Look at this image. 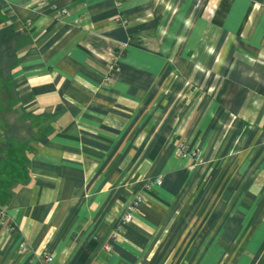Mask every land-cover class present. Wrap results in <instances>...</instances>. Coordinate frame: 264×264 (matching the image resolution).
Returning <instances> with one entry per match:
<instances>
[{
	"label": "crops",
	"instance_id": "crops-1",
	"mask_svg": "<svg viewBox=\"0 0 264 264\" xmlns=\"http://www.w3.org/2000/svg\"><path fill=\"white\" fill-rule=\"evenodd\" d=\"M0 75V264H264V0H0Z\"/></svg>",
	"mask_w": 264,
	"mask_h": 264
},
{
	"label": "rangeland",
	"instance_id": "rangeland-1",
	"mask_svg": "<svg viewBox=\"0 0 264 264\" xmlns=\"http://www.w3.org/2000/svg\"><path fill=\"white\" fill-rule=\"evenodd\" d=\"M14 99L16 100V97L6 76L0 75V141L4 143V146H11L12 144V149L25 147L31 127L22 110L10 105ZM10 141L12 142L11 144ZM23 161L24 159L22 158L21 160L18 156L11 158L10 163H13L16 169L7 173L3 171V174L6 175L2 179L4 184L16 183L23 178ZM17 165H19L20 170L17 169Z\"/></svg>",
	"mask_w": 264,
	"mask_h": 264
},
{
	"label": "built area",
	"instance_id": "built-area-1",
	"mask_svg": "<svg viewBox=\"0 0 264 264\" xmlns=\"http://www.w3.org/2000/svg\"><path fill=\"white\" fill-rule=\"evenodd\" d=\"M122 22H125V19H122ZM177 151L181 155H185L186 153H188V150L186 151L185 143L180 142L177 146ZM160 184H161V178L157 177L153 180L148 179L145 187L147 189H150L154 185H160ZM142 198H143L142 195L137 193L126 203L124 210H123L120 218L117 221L116 226L114 227V229L109 234L107 241L104 243L103 248L107 252L111 251V249H112L111 243L118 238V235L121 233L124 226L126 224L130 223L134 219V215L138 211V205L142 201ZM9 228H12V226L10 224H9ZM27 248L28 247L24 241L19 243L20 251H25ZM41 257H42V263L43 264H49L52 260V255H50L47 251H44L42 253Z\"/></svg>",
	"mask_w": 264,
	"mask_h": 264
},
{
	"label": "trees",
	"instance_id": "trees-1",
	"mask_svg": "<svg viewBox=\"0 0 264 264\" xmlns=\"http://www.w3.org/2000/svg\"><path fill=\"white\" fill-rule=\"evenodd\" d=\"M7 146H8V148L11 147L10 145H7ZM0 147H1V146H0ZM8 148H7V149H8ZM9 157H10V156H9ZM10 158H11V157H10ZM10 161H11V159H10Z\"/></svg>",
	"mask_w": 264,
	"mask_h": 264
}]
</instances>
